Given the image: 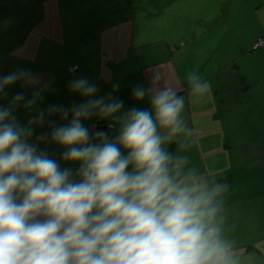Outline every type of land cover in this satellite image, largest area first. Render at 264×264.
Segmentation results:
<instances>
[{"label":"clouds","instance_id":"clouds-1","mask_svg":"<svg viewBox=\"0 0 264 264\" xmlns=\"http://www.w3.org/2000/svg\"><path fill=\"white\" fill-rule=\"evenodd\" d=\"M17 83L34 91L0 105V264H245L227 234L228 184L201 173L188 154L195 136L180 89L137 86L133 98L147 97L151 110L124 111L78 78L68 87L84 102L45 111L37 104L47 85L27 70L0 76V99ZM187 83L197 100L209 93L197 70ZM19 107L35 112L26 124ZM54 116L68 123L32 143ZM93 118L116 134L90 133L84 122ZM49 140L64 149L62 161L79 165L75 173L39 150Z\"/></svg>","mask_w":264,"mask_h":264},{"label":"rangeland","instance_id":"rangeland-1","mask_svg":"<svg viewBox=\"0 0 264 264\" xmlns=\"http://www.w3.org/2000/svg\"><path fill=\"white\" fill-rule=\"evenodd\" d=\"M113 1L112 3L111 0H59L53 5L51 0L45 9L51 11L53 18H50L49 14L46 18L50 22H55V19L58 21L56 31L51 37L54 45L51 46L52 51L41 47L48 41L47 30L30 32L22 37L23 39L19 40L13 49L11 44L0 39V76L26 70L22 65H17L16 61H38L40 53L46 60H54V62L62 61L64 58L69 61L78 59L85 64L81 65L78 73L65 72L59 75L57 77L59 83L48 86L49 88L43 92L42 102L37 104L38 109L45 111L50 105L70 107L82 103V97L70 91L69 82L78 78L89 80L91 77L95 81L98 80L101 74L100 59L113 61L110 51L117 49L120 61L124 57H131L136 65H141V68L132 76L123 75L126 78L115 84L118 85L115 90L114 87H102L101 84L97 96L107 97L110 94L118 100L131 103L135 100L132 91L137 86L145 89L165 86L180 89L186 103L189 102L186 104L188 113L184 112L188 126L193 130V125L197 124L198 119L203 124V132L198 143L200 152L196 147H192L188 154L193 165L201 170V173L228 184L226 229L227 234L238 244L231 230L229 215L230 210L235 205H240L237 203L241 200L231 203L229 195L264 193L259 189V186L264 184V176H262L264 159L260 160L259 154L264 155V152L255 149L253 158L247 161L244 153L231 148L230 146L238 139L243 140L242 144L245 147L256 139H261L262 135L255 134L252 138L245 132L243 134L235 132L233 135L230 120L233 122L236 115L245 118L246 106L251 103L245 99L247 84L255 83L250 85L254 88L251 94L257 95L259 90H256L255 85L259 84L260 80H264V46L253 48L257 38L255 35L260 31L257 32L253 27L242 23V20L245 21V16L252 13L255 19L261 21L264 17V5L261 8L257 7L260 0H233L230 4L228 0ZM31 10L36 12L38 7H31ZM101 20H106V24L101 23L102 25L93 28L91 32L87 31L88 22L95 24L96 21ZM2 23L4 21L0 17V25ZM44 35L46 36L42 37ZM56 45L64 47L61 49ZM59 51L58 55H48ZM5 61H7L6 65ZM9 66L10 70H7L6 67ZM88 67L93 69L92 74ZM192 70H197L209 84V93L197 103H194L195 98L187 85V74ZM58 73L56 71V76ZM241 76L247 78L246 84ZM33 91L17 83L6 89L7 95L0 99V105L7 106L20 92L24 93L26 99H30ZM47 91L50 93L48 97L45 96ZM233 93L235 94L232 95ZM231 96L234 104L238 103V110L233 113L230 111L233 106L229 102ZM250 96L248 100L252 99ZM48 100H52V104ZM144 101L151 108L147 97ZM15 114L21 124H26L35 112L30 114L23 107H19ZM97 120L98 118L90 124H95ZM55 122V126L68 123L59 118L55 119ZM106 122L97 123L98 128H104ZM42 130L43 126L35 129L32 143H36V138L42 135ZM116 131L117 129L110 130L109 135L112 136ZM45 136H48L47 129ZM38 148L57 160L61 168H71L73 173L77 171L79 165L62 161L61 155L64 149L50 140L40 143ZM238 160H240L239 164ZM252 169L255 171L250 177H243L241 180L232 177V173L243 175V172L246 170L250 172ZM254 183L257 187L252 191L250 186Z\"/></svg>","mask_w":264,"mask_h":264},{"label":"crops","instance_id":"crops-1","mask_svg":"<svg viewBox=\"0 0 264 264\" xmlns=\"http://www.w3.org/2000/svg\"><path fill=\"white\" fill-rule=\"evenodd\" d=\"M51 0H0V17L4 18L2 23L0 25V39H4L8 44H11L12 49L14 48L15 44L18 43L19 40L23 39L22 37L27 36L30 32L38 30L45 32L46 30L49 33V38L46 43L48 44H42L41 47L48 49V51H52L51 46L53 45L52 40V34L55 33L58 22L55 19L54 21H49L46 18V15L49 14L51 17V11H48L45 9L46 5L50 4ZM59 0H53V5H56ZM233 0H228L229 4ZM257 7H262L264 5V0H260L257 4ZM31 7H38V11L33 12L31 10ZM32 14V16H31ZM263 17V15H262ZM36 18V19H34ZM106 23V20H101L95 22V25L92 23H87L88 28L87 31H91V24L95 27L102 25L103 22ZM54 22V23H53ZM102 23V24H101ZM242 23L245 26H251L253 29H256V31H260L255 35V40L264 37V17L261 21L259 19H255L254 13L246 15L245 21L242 20ZM259 26V27H256ZM90 29V30H89ZM46 35L42 36L45 37ZM23 41V40H22ZM1 45V44H0ZM48 45V47H47ZM59 46L61 49H63L64 46ZM44 49V51H45ZM40 52V47H39ZM38 52V53H39ZM57 53H48V55H58ZM110 54L112 56L113 61L111 59L103 61L102 58L100 59L99 69L101 70V74L98 77V80H93L92 77L89 79L90 83H93L97 86V88L102 84V87H113L115 84H118L122 79L126 78L123 77L126 75H133L137 69L141 68L140 64L135 63V60L133 58H122V61L119 60L117 49H113L110 51ZM38 56V61L34 62H28L24 60H18L16 61L17 65H22V67L26 70L29 69V72L35 75L41 82V87L47 85L53 86L57 85V77L59 75H63L65 72L67 74H73L70 73V69L72 67H77V70L74 73H78L79 69L81 68L82 64L81 62L76 59V61L73 60H64L59 62H54V60L49 61L46 60L43 56H41V53ZM107 55V53H106ZM78 61V62H77ZM113 62V63H111ZM7 64V61L4 63ZM120 68H117V67ZM7 70H10V66L6 67ZM85 69V68H84ZM88 70L92 74V68L88 67ZM56 71H58V75L56 76ZM241 74V72H240ZM242 75V74H241ZM245 76H241L242 81L246 84L247 78ZM255 83L249 82L247 84V87L245 90L247 93L245 94L246 101L251 102L249 105L246 106V113L245 118L241 115H236V118L233 120H230L231 128L233 129V135L235 132H239L240 134H243L244 132L248 135H251L250 138L254 137L255 134H261V139H256L252 144L249 143L245 147L242 144L241 139H238L234 141V143L230 146L231 148L235 149L236 151H241V153H244V156H247V161L253 158L252 154L253 151L259 150L264 152V89H261L260 87L264 88V80H260L259 84H256V90H259V93L257 95H252L251 91L252 88L250 85H254ZM188 85V84H187ZM185 85V87L187 86ZM189 88V87H188ZM32 89V88H29ZM233 93L232 95H234ZM47 95V93H46ZM45 95V96H46ZM49 95V94H48ZM110 94H108L109 96ZM251 95V96H250ZM249 96L252 99H249ZM48 97V96H47ZM242 97V96H241ZM232 96L230 97V105L233 106L232 109L230 108L231 113L238 110V103L234 104V101H232ZM121 101V100H120ZM194 103H197L199 100L194 99ZM52 104V100H48ZM82 102H84V98L82 97ZM123 102V101H122ZM188 102V99H187ZM189 103V102H188ZM185 101V111L188 113V104ZM125 104L124 111H128L132 109L133 107L138 110H151L148 104L145 103V101H136L133 100L131 103H125V100L123 102V105ZM221 115V113H220ZM215 117V116H214ZM59 118L58 116H54L50 119L49 122H46L43 126V130L41 131L42 135H45L46 129L48 132V136L50 135L52 131V127L56 124L55 119ZM60 119V118H59ZM96 118H93L91 120L85 121V126L90 125L92 121H94ZM109 122H106L108 124ZM202 122L200 119L197 120V124L193 125V132L195 136V143L193 147L197 148V150L200 152V136L202 131ZM192 129V128H191ZM198 131V132H197ZM227 131V129H226ZM116 133H113L112 136H114ZM200 134V135H199ZM203 140V137H202ZM233 142V141H232ZM170 152L175 153L177 149V145L172 144L169 146ZM260 155V160L264 159V155ZM259 160V161H260ZM246 161V162H247ZM245 162V161H244ZM237 163H240V160L237 161ZM262 167L264 169V161L262 162ZM262 169V168H261ZM257 169V170H261ZM201 172V170H199ZM254 169H252L250 172L246 170V172H243V175H236L232 173L233 179L241 180L243 177H250L251 173H254ZM264 173V172H263ZM264 176V174L262 175ZM263 184V183H262ZM257 184L254 183L250 186V189L252 191L256 190ZM259 189L264 191V184L259 186ZM249 190V189H248ZM231 203H234L235 201L241 200V202H238L235 205L232 210H230V224H231V230L234 233V237L238 240V250L242 257H244L245 264H264V193H232L229 195ZM248 247V248H247Z\"/></svg>","mask_w":264,"mask_h":264},{"label":"trees","instance_id":"trees-1","mask_svg":"<svg viewBox=\"0 0 264 264\" xmlns=\"http://www.w3.org/2000/svg\"><path fill=\"white\" fill-rule=\"evenodd\" d=\"M112 1V3L114 2L113 0H111ZM115 4V3H114ZM2 18V17H1ZM4 18H2V20H3ZM97 22V21H96ZM103 22V24H106V23H104L105 21H102ZM95 25V24H94ZM100 26V25H99ZM93 28H95V26H93L92 28H90V29H92L93 30ZM91 30V31H92ZM91 31H88V32H91ZM262 38H264V37H262ZM262 38H259V39H262ZM45 40V39H44ZM258 40V39H257ZM256 40V41H257ZM255 41V42H256ZM45 42V41H44ZM44 44H48V43H44ZM47 47H48V45H47ZM77 70V67H72L71 69H70V73H74L75 71ZM49 88V87H48ZM46 93H47V95L48 94H50V93H48V91L47 92H45V95H46ZM46 95V96H47ZM104 121L103 120H101V119H99L98 118V120H97V122L95 123V124H90V125H95L96 127H97V129H98V131H104V132H107L108 134H110V130H113V129H110L109 127H108V124H106V126L104 127V128H101V129H99L98 128V125H97V123H103ZM90 125H87V127L89 128L90 127ZM231 179H232V177H231ZM223 181V180H222ZM248 248V247H247Z\"/></svg>","mask_w":264,"mask_h":264},{"label":"built area","instance_id":"built-area-1","mask_svg":"<svg viewBox=\"0 0 264 264\" xmlns=\"http://www.w3.org/2000/svg\"><path fill=\"white\" fill-rule=\"evenodd\" d=\"M264 46V38L262 39H258L255 43H254V48H258V47H263ZM90 133H95L98 131L97 127L95 125H92L89 127Z\"/></svg>","mask_w":264,"mask_h":264}]
</instances>
